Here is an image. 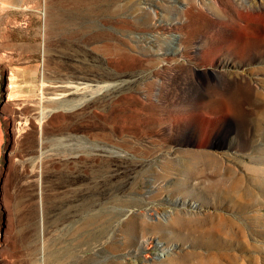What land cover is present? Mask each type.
Instances as JSON below:
<instances>
[{
	"label": "rangeland",
	"instance_id": "obj_1",
	"mask_svg": "<svg viewBox=\"0 0 264 264\" xmlns=\"http://www.w3.org/2000/svg\"><path fill=\"white\" fill-rule=\"evenodd\" d=\"M0 264H264V0H0Z\"/></svg>",
	"mask_w": 264,
	"mask_h": 264
},
{
	"label": "bare ground",
	"instance_id": "obj_2",
	"mask_svg": "<svg viewBox=\"0 0 264 264\" xmlns=\"http://www.w3.org/2000/svg\"><path fill=\"white\" fill-rule=\"evenodd\" d=\"M76 31V30H75ZM226 32V30H222L221 32H219L220 33V35H224V33ZM190 76L191 77H194V78H196L195 77V75H198V69L196 68V67H194L193 65L192 66H190ZM200 73V72H199ZM206 74L207 73H210V71H206L205 72ZM218 73V72H217ZM210 75V74H209ZM219 75H223V72L221 71V72H219ZM201 76V75H200ZM230 76H231V78L233 79V80H235V81H240V79L241 80H245V81H247L248 80V78H247V76H245V75H243V74H241V73H239V72H232L231 74H230ZM201 78V77H200ZM196 80H198V79H196ZM201 81V80H200ZM248 82V81H247ZM84 84V83H83ZM79 85V84H78ZM98 85V84H97ZM89 87V86H88ZM101 87V86H100ZM103 87H104V84H103ZM70 88H74L73 86H71V87H69V88H67L66 90H65V93L67 92V90L68 89H70ZM87 88V87H86ZM85 88V89H86ZM90 88H92V87H90ZM97 88V87H96ZM76 91H80L81 89L79 88V86L78 87H75L74 88ZM73 89V90H74ZM80 89V90H79ZM84 89V88H83ZM85 89H84V91H85ZM93 89V88H92ZM95 89V88H94ZM93 89V90H94ZM87 90V89H86ZM97 90V89H96ZM220 90H222V89H220ZM87 92V91H86ZM77 93V92H76ZM226 93V92H225ZM53 95L55 96V95H57V93H53ZM65 96L67 95V93L66 94H64ZM69 95V94H68ZM216 95V93H208V98H212L213 96H215ZM218 95V94H217ZM219 95H220V93H219ZM58 100L60 99V98H58V96H55ZM91 99V98H90ZM203 99V98H202ZM78 101V100H77ZM79 101H81V100H79ZM196 101V100H195ZM41 102H42V100H41ZM62 102H64V101H62ZM66 102V101H65ZM64 102V103H65ZM71 102V101H70ZM82 102H84L85 103V101L83 100ZM212 103H207V104H204V105H198V111L199 112H203V111H205V110H211V111H213V112H215V111H217V110H220L221 108H222V106H221V104L219 103H217V105H214V106H212L211 105ZM194 105L196 106V103H194ZM45 108V107H44ZM78 108V107H77ZM44 110V109H43ZM65 110V109H64ZM43 113V112H42ZM44 114V113H43ZM45 115V114H44ZM47 115V114H46ZM205 150V149H204ZM209 161L207 162V165H213V163H212V159H208ZM214 166V165H213ZM216 186V184L215 183H212V184H210L208 187H206L207 189H211V188H214Z\"/></svg>",
	"mask_w": 264,
	"mask_h": 264
}]
</instances>
